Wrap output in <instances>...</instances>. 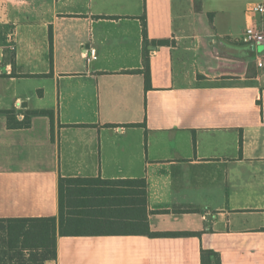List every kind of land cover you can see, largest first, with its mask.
<instances>
[{"label": "crops", "instance_id": "1", "mask_svg": "<svg viewBox=\"0 0 264 264\" xmlns=\"http://www.w3.org/2000/svg\"><path fill=\"white\" fill-rule=\"evenodd\" d=\"M259 2L0 0V218H58L60 177L143 178L149 230L189 232L57 233L46 264H264Z\"/></svg>", "mask_w": 264, "mask_h": 264}, {"label": "trees", "instance_id": "2", "mask_svg": "<svg viewBox=\"0 0 264 264\" xmlns=\"http://www.w3.org/2000/svg\"><path fill=\"white\" fill-rule=\"evenodd\" d=\"M144 46L148 43L142 17ZM164 44L167 40L153 41ZM141 72L145 88L150 87L149 57L142 56ZM12 127L29 125V115ZM52 115V112L47 111ZM146 181L138 179H103L100 177H60L58 181L59 215L49 217L0 218V264H46L56 258V236L77 234L143 233L171 236L189 232H151L146 216ZM203 264H220L213 250H202Z\"/></svg>", "mask_w": 264, "mask_h": 264}, {"label": "built area", "instance_id": "3", "mask_svg": "<svg viewBox=\"0 0 264 264\" xmlns=\"http://www.w3.org/2000/svg\"><path fill=\"white\" fill-rule=\"evenodd\" d=\"M248 14H252V13H258L261 15V19L260 21L256 22V23H251L250 25H248L241 37L240 40L245 42V43H250L253 44L255 46L260 45L264 42V3L259 2V3H250L247 6L246 9ZM95 58V53L93 50H91L90 54L88 55V60ZM257 64L258 66H262L263 65V60L258 58L257 60Z\"/></svg>", "mask_w": 264, "mask_h": 264}, {"label": "water", "instance_id": "4", "mask_svg": "<svg viewBox=\"0 0 264 264\" xmlns=\"http://www.w3.org/2000/svg\"><path fill=\"white\" fill-rule=\"evenodd\" d=\"M253 49H254V50L256 49V46H255V45H253ZM263 49H264V43H263V44H260L258 50H263ZM23 106H24V102H23V104H21V107H23ZM20 109H21V108H20Z\"/></svg>", "mask_w": 264, "mask_h": 264}, {"label": "rangeland", "instance_id": "5", "mask_svg": "<svg viewBox=\"0 0 264 264\" xmlns=\"http://www.w3.org/2000/svg\"><path fill=\"white\" fill-rule=\"evenodd\" d=\"M259 51H261V50H259Z\"/></svg>", "mask_w": 264, "mask_h": 264}]
</instances>
